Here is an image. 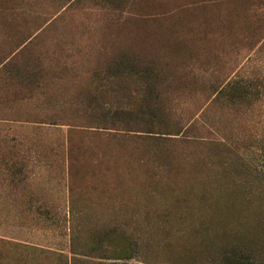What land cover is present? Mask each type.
<instances>
[{
    "label": "rangeland",
    "instance_id": "374dc122",
    "mask_svg": "<svg viewBox=\"0 0 264 264\" xmlns=\"http://www.w3.org/2000/svg\"><path fill=\"white\" fill-rule=\"evenodd\" d=\"M229 248L264 264V0H0V264Z\"/></svg>",
    "mask_w": 264,
    "mask_h": 264
},
{
    "label": "trees",
    "instance_id": "16d2710c",
    "mask_svg": "<svg viewBox=\"0 0 264 264\" xmlns=\"http://www.w3.org/2000/svg\"><path fill=\"white\" fill-rule=\"evenodd\" d=\"M151 48L149 47L150 50H152ZM122 74L127 76V77H131V80H132V83L134 86L130 87L129 89H127V87L123 88V90L125 92V95H124L125 105H127L129 107L126 109V111H120V112L115 111V112H113V114H120V115L125 116L128 113L130 114L134 110V108H136V109L141 108V106L139 107L136 105L138 103H141V100H143V103H142V105H143L144 100H146L143 98H138L140 95V89L143 90V86H141L140 84L146 83L144 86V90H143L145 92V90L149 87H152V86L156 87L157 81L155 80L156 77H154V79L150 83L147 84L146 78H145V76L142 75V73H141V75H139L138 72H136L134 70H127V69L116 72L114 76H121ZM129 74H130V76H129ZM143 74H145V73H143ZM104 75L106 76L108 74L105 73ZM114 76H112V78H114ZM141 79H144V81L142 82ZM234 86H235L236 90L240 91L243 94L247 93V91L250 88L248 82H246V81L245 82L241 81L239 83H236V84H234ZM115 87H118V86H115ZM131 88H132V90H131ZM152 95H153V93H152ZM101 97H102V94H101ZM136 99H138V100H136ZM157 99H158V97L156 96V93H155L154 99H153V105H156ZM133 104H135L134 107H133ZM127 129H130V128H127ZM145 133L152 134L151 132H145ZM127 239H129L128 236H125L123 234L122 235H116V237H115V240L125 241ZM130 248H131V246H130ZM224 257H225L224 260L227 262V264H256V261H255L254 257L252 256V254L247 252L244 249H241V248H229L228 250L225 251ZM114 260H119V259H114ZM113 264H116V263H113Z\"/></svg>",
    "mask_w": 264,
    "mask_h": 264
}]
</instances>
